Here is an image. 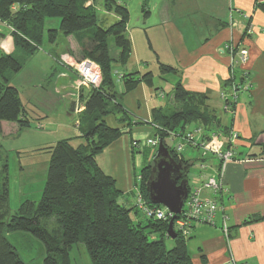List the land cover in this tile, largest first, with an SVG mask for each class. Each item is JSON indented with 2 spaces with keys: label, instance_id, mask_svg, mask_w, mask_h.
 <instances>
[{
  "label": "trees",
  "instance_id": "obj_1",
  "mask_svg": "<svg viewBox=\"0 0 264 264\" xmlns=\"http://www.w3.org/2000/svg\"><path fill=\"white\" fill-rule=\"evenodd\" d=\"M90 1L0 0V28L11 30L14 49L22 51L26 58L40 49L45 40L56 43L60 32L65 36L72 34L77 37L82 56L96 62L102 73L98 85L81 89L84 109L79 112L77 123L81 141L63 138L48 147L51 155L40 200L23 201L14 214L9 208V164L0 139V264H26L6 235L15 230L29 231L42 240L45 264H71L70 251L79 242L86 245L93 264H194L188 247L191 235L184 237L174 222L177 237L173 247L168 248L165 238L170 237V220L147 217L136 203L119 202L123 191L97 163V155L123 134L120 127L108 124L106 117L118 114L121 121L131 119L120 101L117 83L121 81L124 93H128L141 82L152 86L154 74L135 71L118 78L115 65L125 66L132 52L127 31L129 10L125 0ZM98 5L118 18L103 26L107 17L99 20ZM56 19L60 22L58 28L46 30L47 20ZM3 34L0 31V36ZM14 54H0V133L2 121L16 122L21 128L31 125L19 89L11 83V76L23 68L26 58L21 60ZM159 71L161 75L179 73L176 67L163 62H159ZM232 81L231 77L227 83ZM206 99L205 94L186 89L178 80L172 88L173 105L152 109L150 123L155 126V136L168 146L167 136L183 135L193 122L202 125L206 134L228 135L230 126L221 123ZM138 122L143 120H135ZM168 148L175 160L193 165L176 148ZM260 155L264 158V144ZM152 163L153 160L145 163L136 178L137 192L149 204L152 202L147 180ZM188 187L190 192V183ZM141 213L144 219L138 217Z\"/></svg>",
  "mask_w": 264,
  "mask_h": 264
},
{
  "label": "crops",
  "instance_id": "obj_2",
  "mask_svg": "<svg viewBox=\"0 0 264 264\" xmlns=\"http://www.w3.org/2000/svg\"><path fill=\"white\" fill-rule=\"evenodd\" d=\"M125 4L129 10L127 31L132 52L125 66L116 64L114 68L119 74L152 71L154 81L152 86L141 82L128 93H124L121 84L118 94L121 98L127 96V101L121 103L131 119L121 121V115L109 114L116 117L118 125L114 127H120L123 134L97 155V163L116 179L117 187L123 191L119 202L131 203L129 196L132 195L136 203V178L147 160L145 148L140 149L134 143L155 135V126L150 123L152 109L172 103L171 99L163 104L160 98H166V93L159 90L163 88L156 85L155 77L167 81L171 89L181 80L186 89L205 94L209 108L238 137L232 147L235 157L222 177L221 192L214 194L202 187L209 176H219V161L214 156L203 157L200 164L204 163L205 167L192 178V190L202 187L203 197L216 198L224 206L229 227L226 236L221 213L212 224L195 223L190 238L196 249L191 253L193 263L232 264L233 257L237 263L264 264V158L260 155L264 144V0H125ZM245 15L250 17L251 33H246L249 20ZM106 17L108 22L109 16ZM70 40L68 52H62L58 59L74 73L71 64L79 59L73 48L80 50V46L74 39ZM230 40L248 48L245 63L236 61L238 56L234 60L230 55L226 46ZM0 51L1 54L10 50L0 47ZM159 62L173 65L179 73L161 75ZM232 69L241 83H250L249 89L238 90L234 114L225 110L221 97L223 91L231 89V83L227 82L232 77ZM61 71L57 83L68 76ZM68 79L71 82H64V88H72L74 84L71 77ZM80 89L75 94L68 93L74 97V104L80 99ZM78 102L82 103L83 110V102ZM44 109L35 106L31 112L26 106L31 125L21 128L16 122L2 121V132L8 126L7 135L13 131L17 136L29 133L31 139L25 147L35 150H48L63 138L81 141L76 109L59 120L49 108ZM137 119L143 123H135ZM193 123L194 127L199 125Z\"/></svg>",
  "mask_w": 264,
  "mask_h": 264
},
{
  "label": "rangeland",
  "instance_id": "obj_3",
  "mask_svg": "<svg viewBox=\"0 0 264 264\" xmlns=\"http://www.w3.org/2000/svg\"><path fill=\"white\" fill-rule=\"evenodd\" d=\"M90 2L91 1L89 0V3ZM97 9L99 20H102L104 16H109L108 22L101 23L100 21L103 26H108V24L114 22L116 19L115 13L105 11L100 5L97 6ZM59 23V19L47 20L45 28L46 30L49 28L57 29ZM8 29L5 27L0 28V31L4 33L0 36V47H6L7 50H10L6 51V53H15L14 55L21 58V60L25 59L26 57L22 51L14 49V37L11 34V30ZM70 39L77 41L76 36L72 34L65 36L60 32L56 43L51 44L45 40V43L42 44L40 49H38L32 56L26 58L23 68L18 73L11 76V83L19 88L22 101L31 112L35 106L40 107L41 109H44L45 107L49 108L53 114H56V116L59 117L56 120L64 119L63 117H68V114L72 113V98L74 99V97L68 93L74 92L75 94L78 87L79 89L81 87H90L81 81L80 76L76 72H74L76 74L72 73V71H70L68 67L58 59L62 52H68L67 47L71 42ZM73 49L79 60L84 58L79 48L75 46ZM62 69L68 76L65 77V79L61 78L60 83H57ZM70 77L75 85L72 84V88H64V82H66V84L71 82V80L68 79ZM155 80L157 81L156 85L158 86L159 84L163 88L159 90L166 93V98H160L162 99V102H164L163 104L171 101L172 89L168 86L167 81L157 79V77H155ZM121 84V81L117 83V91L119 92ZM79 100L80 99L76 101L77 104L80 103L78 102ZM125 100L127 101V96L120 97V101L125 103ZM132 100L134 101L135 98ZM77 104L75 103V106ZM169 104V106H172L173 102ZM106 119L110 125H118V122L115 120L116 117L109 115ZM8 128V126H5L6 131L0 133V139L3 143V149L5 150V155L7 156L9 164V208L10 214H14L23 201L29 199L37 203L40 200L46 184L51 153L47 149L35 150L33 148L25 147L29 142L28 139H31L29 133H20V135L17 136L15 131H13L12 134L7 135ZM193 128L194 123H191L186 130ZM155 137V135H152L150 138ZM147 139L149 138L139 139V143L142 144L147 141ZM166 142L171 149L176 148L179 151V154L184 156L185 159L194 160L189 171L190 185L192 186V178L201 172L200 162L204 157V149L187 142L184 143L181 136H167ZM180 144H182V146L179 148ZM143 148H145L146 163H149V161L151 162L153 160L158 145L140 147V149ZM17 150H21L22 152L18 153ZM211 156V154H208L205 157ZM129 200L134 204V197L132 195L129 196ZM135 216L136 214L133 212V217ZM138 217L144 219L142 213L139 214ZM175 227L177 228V226ZM193 230L194 228H192V233ZM6 235L10 242L16 247L26 264H45V245L37 236L25 230L8 231ZM190 240L188 241L189 250L191 253H195V246ZM165 241L168 248L173 247L174 240L172 238L166 237ZM70 260L71 264H93L91 256L83 242L76 243L72 247L70 251Z\"/></svg>",
  "mask_w": 264,
  "mask_h": 264
},
{
  "label": "built area",
  "instance_id": "obj_4",
  "mask_svg": "<svg viewBox=\"0 0 264 264\" xmlns=\"http://www.w3.org/2000/svg\"><path fill=\"white\" fill-rule=\"evenodd\" d=\"M249 23L247 25L246 33L252 32V25L250 22V17L245 15ZM234 23L231 22V26ZM227 48L230 50V55L235 60V57L238 56V60L245 63L249 57L248 48L239 44L236 45L232 40L227 42ZM72 69L80 76V79L83 83L89 86H96L101 82L102 73L99 65L89 58H83L79 61H75L71 64ZM232 78L231 89L222 92V99L224 101V108L230 114H234L235 105L238 97V90L249 89L250 83H241L236 77L234 69H232ZM121 77V74L118 75V78ZM238 80V81H237ZM77 112L82 111L81 103H78L75 106ZM78 123V120H76ZM171 136H181L184 140V143L187 142L196 147H202L204 149V157L208 154H211L219 161L218 175H211L202 184V187L210 190L214 194H217L223 190V174L229 162H231L235 157V152L233 147L234 141L237 139L238 134L235 131L230 129L228 135H222L218 132H213L206 134L202 125H196L193 129L185 130L183 135L171 133ZM230 143V146L227 145ZM159 144V138H149L147 141L140 144L135 142L134 145L137 147L141 146H157ZM182 144L179 145V148ZM201 167H205L204 163L200 164ZM140 178V177H139ZM202 187L191 189L188 192V196L184 201L182 211L177 214L174 222L176 229H178L184 237H189L193 225L195 223H208L212 224L215 222L216 216L218 213H221L223 216L222 229L224 234L228 236L229 227L227 225V214L224 206L217 202L216 198L212 197H203L201 195ZM136 205L144 213L145 216L155 218L170 220L173 218L174 213L169 211L164 206H159L158 204L148 203L143 196L137 192L136 196ZM178 217V218H177ZM231 263L236 264L233 257H231Z\"/></svg>",
  "mask_w": 264,
  "mask_h": 264
},
{
  "label": "water",
  "instance_id": "obj_5",
  "mask_svg": "<svg viewBox=\"0 0 264 264\" xmlns=\"http://www.w3.org/2000/svg\"><path fill=\"white\" fill-rule=\"evenodd\" d=\"M72 109H75L74 103ZM191 166V163L175 160L163 139H159L158 149L147 180V191L152 203L162 205L174 213L167 231L172 239L177 237L174 220L182 211L184 201L188 196L187 174Z\"/></svg>",
  "mask_w": 264,
  "mask_h": 264
}]
</instances>
